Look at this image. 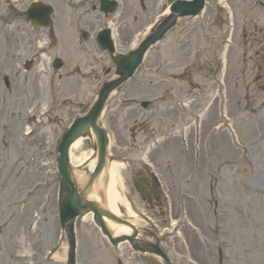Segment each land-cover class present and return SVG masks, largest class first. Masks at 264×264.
Segmentation results:
<instances>
[{
	"label": "rangeland",
	"instance_id": "rangeland-1",
	"mask_svg": "<svg viewBox=\"0 0 264 264\" xmlns=\"http://www.w3.org/2000/svg\"><path fill=\"white\" fill-rule=\"evenodd\" d=\"M6 1L7 0H0V189L5 195L3 201L0 200V264H14L11 258L16 255L18 247L27 241L28 238L26 235H28V233H38L40 236V245L43 244L42 240L45 237L49 238L51 236L54 240L53 234L56 231L55 223L57 219L58 176L56 173L54 152L56 145L53 143L54 138L57 136V132L56 127L53 128V125L50 129H46V127L42 129V127L29 124L28 126L35 132V136L26 142H22L21 140V135L25 131L24 124L27 109L33 103L32 101L34 99H42L43 93L42 89L36 91L35 94L33 93L34 96L28 92L26 86L27 79L29 76H31V78H37V73L35 71L34 75H32V72L28 73V75L23 78L18 69V64L22 62L25 55L17 51V43L20 42V40L11 38L10 30L12 32L15 28L14 30L17 34L14 33V31L12 32L15 36L22 35L23 33H18L22 30L24 31V37H29V42L32 43L31 46V44L26 41L28 42L26 48L33 47L36 35L31 34L32 32L25 25L23 19L18 20L15 25L7 27L10 23L8 19L9 16H7L9 13ZM250 1L251 0H231L237 14V16L235 15V20L242 17L246 8L249 7ZM246 18L251 20L249 16H246ZM261 20L264 23V16H261ZM188 22V20L183 21L181 23L182 26H178L169 34L162 44L158 45L147 55L144 64L137 71L135 79L131 83V85L138 83V86L132 89L128 88L124 91L125 95L123 96L138 95L139 98L148 100L160 97L168 98L165 100V106H163V114L174 116L176 114L174 107L176 106L181 109L180 112H183L186 119L190 121L191 115L196 109L205 106L212 95L211 78L207 75L208 73L202 71L200 67H202L201 64L207 61L215 67L217 63L216 45H218V43L216 44L214 41H210L211 43L208 46L202 45L200 34L197 32L195 26L185 31V26ZM212 24L213 22L211 25ZM247 25L251 24L248 23ZM257 29L261 30V36L260 38H252V41H257V44L262 46L260 49H262L263 62L257 63L259 68H256L254 67V62L257 61L258 58H255V56L248 58L247 61L244 62V66L237 72L240 74L239 80L237 79V74L235 75L236 80L234 81V86L236 88V96L239 99H237V103L239 104H243L241 102L242 98L239 97V95L243 96L244 93H246V86L250 84L251 79L258 74H260L263 79V82L256 83V85L252 87V90L249 91L252 92L255 97L261 96V94L258 93V89L260 86L264 85V24H261ZM237 38L239 41L244 40L243 36L241 37L239 34H237ZM190 41L196 42L198 46L195 48H199L200 51L196 53L195 61L187 62L190 67L187 68L188 70L185 72L184 67H186L187 64L179 61L180 55H178L177 48L179 49L182 44L181 52L185 54L187 48L190 50ZM220 45L222 46V43ZM232 58L233 52L229 51L228 55L225 57L227 74L228 72L231 74L233 71ZM181 67L183 70H180ZM28 83H31V81ZM22 88L26 91V98H24L22 94ZM88 88L91 89L92 93L97 90L92 84L91 87ZM88 88L84 87L83 89L88 90ZM121 97L122 95H117L110 101V104H113V102L119 100ZM155 104L157 103L155 102ZM239 104H237V110L241 107ZM169 106H171V108ZM213 107L214 106H212V110ZM226 110H229V107H227ZM123 115H126L125 111L118 113L120 118L123 117ZM119 117L116 119L118 120ZM151 122L153 121L151 120ZM212 124L213 121L206 124V120H204L202 131L204 130L206 133ZM119 127H121V125H119ZM248 127H250L248 124L244 125V123H238L237 129L241 132L243 139L239 142L241 145L247 144L255 135L254 131L256 128L254 127L250 134L247 130ZM258 127H260V125H258ZM37 132H41V134L38 135ZM189 133L190 131H188V134ZM37 135L40 137L39 140ZM126 137L127 136H125V138ZM215 140L220 141V135ZM186 141L189 147L188 140ZM205 142L206 141H204V143ZM171 143L173 142L162 144L169 145ZM263 147L264 137L259 147L254 150H246L244 153V161H249L250 169L247 168L245 163L241 164L243 161L240 160L241 157L238 155L239 151H236V161H234L233 164L236 165L238 179L249 178L248 175L253 176L264 170L262 162L257 161V157L252 158L249 154L253 153V156H255L254 153H256L259 155V149ZM118 149L113 147L112 151H117L116 155L129 157L127 163L133 164V166L130 165L129 168L126 165L125 168L121 170L122 185L120 188V195L123 199L128 201L134 210L137 206H141V203L131 190L130 183L126 184L125 181L129 182L130 178L140 169V165L143 163V153L138 150L129 151L128 149ZM236 149H238V146ZM89 152V141H81L77 149L72 151L71 155L77 157L81 154H88ZM212 153L211 147L207 143L203 144V152L200 161L203 160L204 163H209V154ZM159 160L161 161L160 163L151 158L153 164L155 166L158 165L160 170L165 174H167L170 169H176L173 170L172 176L176 177L180 175L183 177L182 173H184V170L188 171V169L185 168L186 166L181 165V158L177 154H174L172 158L169 157L165 159L159 156ZM30 162L48 165L44 170V172L47 173L43 175L42 173L35 174L34 171L28 169L22 170L20 174L26 171L29 173L30 179L27 180L24 185L18 186V182L22 176L16 177L13 175V172L17 173L19 168H28ZM34 181H41V184L44 183L46 185L41 189L40 198L37 199L36 203L29 199L26 206L22 209H17L14 202L18 199L21 191L25 188H29ZM248 185L253 186L251 184ZM16 189H18L17 193L15 192ZM171 193L176 200L177 192ZM220 193L221 192H219V196L221 195ZM195 195L204 211H200L190 204L189 206L196 215H200L201 222L208 229L209 239L214 241L212 244V246L215 247L214 249L216 250L222 247L221 249L224 252L225 258L223 264H264V203L254 197H245L243 194L241 195L236 186L235 191L227 197V200H219L220 210L218 208L217 212H220V216L218 220L216 217V222L219 221L218 226L220 232H216L214 230V213L216 210L214 211L212 202H214L213 197L217 196L208 195L206 193H197ZM0 198L2 197L0 196ZM46 203L47 206L43 214L39 215L40 205L44 208ZM121 213L123 216L125 215L124 210ZM27 217L29 218V223L28 220H26ZM41 217L42 220L40 221ZM3 223L5 224L2 227ZM41 226L43 231L41 230ZM90 226L89 222H77L76 236L79 242L78 249L80 248V252L78 251V264H83L84 261L88 259L95 264L96 261L92 260V253L87 256H85V253H81V248L95 241L101 245L99 251L102 252L103 250L106 252V259L109 260L107 264H111V262L114 264V259H116L115 252L99 240L96 230ZM44 233H47V235H43ZM90 233L94 234L93 238H91L92 235ZM104 247L108 248L109 251H106ZM55 254L61 259L64 258V251H62V248L55 250ZM211 256L216 258L215 251H213ZM56 264L61 263H57L56 261Z\"/></svg>",
	"mask_w": 264,
	"mask_h": 264
},
{
	"label": "bare ground",
	"instance_id": "bare-ground-1",
	"mask_svg": "<svg viewBox=\"0 0 264 264\" xmlns=\"http://www.w3.org/2000/svg\"><path fill=\"white\" fill-rule=\"evenodd\" d=\"M78 142L79 141L75 142L72 145V148H76L77 145H78ZM18 160H19V156H18ZM85 160H86V158L84 157V155L80 156L78 158H72L71 157V164L74 167H78V166L82 165L83 163H85ZM93 165H94V161L91 160L90 162L87 163V168L91 169L93 167ZM21 176L22 177L20 178V180L18 182V186L24 185L25 182L27 180H29V173L28 172L24 171V173H22ZM107 176H108V179L105 177V174H102V176L96 181V183L94 185L93 193L91 195V198H95L96 197L95 192L97 190L101 189L103 194H104V199L102 201V204L104 205V207L108 211H110L111 213H113L115 215H118V207L123 204V201H122L120 195L118 194L119 193L118 188L121 187V181L119 179V166L115 165V164H111L110 169L108 170V175ZM75 177H77V179L80 182H84V178L79 172L75 173ZM253 181H254V178H253ZM255 181L257 182L258 178H256ZM35 196H38V194L36 193ZM34 199H35L34 202L36 203L38 198L35 197ZM94 200L98 201L97 198L94 199ZM85 219L86 218H83V220H85ZM26 220H28V223H29V218L28 217H27ZM4 224L5 223L2 224V227H3ZM108 227H109L110 231L112 232V234L119 235V234H122V233H126V230L124 228L118 227V226L113 225L111 223H108ZM26 236L28 238L27 241L23 245L18 247L16 255L21 250L24 251L25 247H28L29 243H31V241H33L32 251L37 252V246L39 244V238H40L39 234L34 232V233H28V235H26ZM25 255L26 256L23 255L21 257L22 264H28V261L30 259L33 260V259L36 258V254H34V253H32V254L29 253V254H25ZM37 264H40V260H39V262Z\"/></svg>",
	"mask_w": 264,
	"mask_h": 264
},
{
	"label": "water",
	"instance_id": "water-1",
	"mask_svg": "<svg viewBox=\"0 0 264 264\" xmlns=\"http://www.w3.org/2000/svg\"><path fill=\"white\" fill-rule=\"evenodd\" d=\"M198 7H200V5H198Z\"/></svg>",
	"mask_w": 264,
	"mask_h": 264
}]
</instances>
